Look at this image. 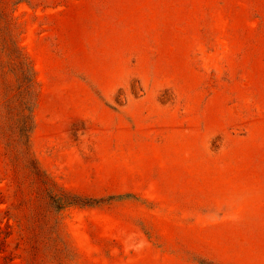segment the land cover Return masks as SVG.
I'll use <instances>...</instances> for the list:
<instances>
[{
    "label": "rangeland",
    "instance_id": "obj_1",
    "mask_svg": "<svg viewBox=\"0 0 264 264\" xmlns=\"http://www.w3.org/2000/svg\"><path fill=\"white\" fill-rule=\"evenodd\" d=\"M0 13L35 82L29 153L86 204L49 222L54 255L2 139L19 112L7 128L4 89L20 85L4 67L0 264H264V0H0Z\"/></svg>",
    "mask_w": 264,
    "mask_h": 264
},
{
    "label": "trees",
    "instance_id": "obj_2",
    "mask_svg": "<svg viewBox=\"0 0 264 264\" xmlns=\"http://www.w3.org/2000/svg\"><path fill=\"white\" fill-rule=\"evenodd\" d=\"M12 24L10 17L4 13H0V70L9 66L11 71H15L18 76L20 85L14 94H10L11 90L6 87L3 94V109L7 128L12 122L16 103L19 107L18 120L16 126V136H12L10 132L2 134L5 150L8 154L9 162L14 168H19L23 176V183L36 189L41 196L30 204L32 209L31 224L39 235V238H46V244L52 250L54 255H60V250L65 247L64 242L54 233L55 230L50 226L51 220L56 217L70 205H86L79 204L59 189L45 174H43L34 163L28 147V136L32 129V106L36 100L37 92L35 82L32 75V69L25 55L17 46L12 33ZM8 74V75H7ZM1 72V76L5 79L6 86L8 84V73ZM16 138V139H15ZM19 185L15 184V193L18 192ZM9 218L5 220L7 224ZM44 239V238H43Z\"/></svg>",
    "mask_w": 264,
    "mask_h": 264
}]
</instances>
